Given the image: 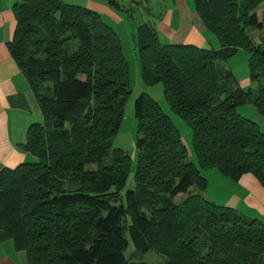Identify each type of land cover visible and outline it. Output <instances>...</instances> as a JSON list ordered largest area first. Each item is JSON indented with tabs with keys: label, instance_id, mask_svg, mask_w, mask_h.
<instances>
[{
	"label": "trees",
	"instance_id": "trees-1",
	"mask_svg": "<svg viewBox=\"0 0 264 264\" xmlns=\"http://www.w3.org/2000/svg\"><path fill=\"white\" fill-rule=\"evenodd\" d=\"M263 1L193 0L216 50L162 44L148 23L135 29L142 82L160 84L190 128L197 167L169 118L141 95L134 169L112 147L130 95L113 29L60 0L14 4L9 51L43 123L21 144L33 161L0 170V240H12L27 264H148L126 259L128 241L138 253L163 255V264H264V223L196 194L209 169L236 183L254 176L264 188V132L237 112L250 105L264 123ZM239 50L256 84L246 92L225 66ZM131 174L134 188L126 189Z\"/></svg>",
	"mask_w": 264,
	"mask_h": 264
},
{
	"label": "crops",
	"instance_id": "crops-1",
	"mask_svg": "<svg viewBox=\"0 0 264 264\" xmlns=\"http://www.w3.org/2000/svg\"><path fill=\"white\" fill-rule=\"evenodd\" d=\"M21 1L0 0V170L15 168L32 160V157L22 150L21 144L25 142L29 127L43 121V114L29 84L9 51V44L16 29L13 5ZM73 2L97 13L115 33L118 31L125 36L134 51L135 29L145 23L153 27L157 39L162 44L204 48L208 39H211L195 12L193 0ZM256 14L258 16V12ZM235 186L239 193L243 194L244 209L250 210V214L257 216L255 219L264 223V188L257 179L247 174L235 182ZM0 264H27L26 254L16 250L12 240L3 238L0 240Z\"/></svg>",
	"mask_w": 264,
	"mask_h": 264
},
{
	"label": "rangeland",
	"instance_id": "rangeland-1",
	"mask_svg": "<svg viewBox=\"0 0 264 264\" xmlns=\"http://www.w3.org/2000/svg\"><path fill=\"white\" fill-rule=\"evenodd\" d=\"M62 1V0H61ZM64 3L77 5L73 0H64ZM256 12H258V17L263 22L264 27V1L258 6ZM139 21V18H137ZM118 38H120L122 52L124 59L128 67V80L130 87V95L124 105V113L122 123L120 125L117 135L113 139L112 147L118 148L123 151L130 160L131 168L134 169L137 159L136 150V139H137V125L134 117L135 113V101L141 96L145 95L152 99L162 110V112L169 118L173 126L178 131L181 138L182 144L186 149V157L188 161L193 163L197 167V162L195 154L192 148V134L190 128L172 111L170 110L167 102L164 99L163 88L160 84L145 85L142 82L141 76L139 74L138 61L136 57V52L125 40V36L119 34L117 31L115 33ZM210 38L208 39L204 48L200 49H210L216 50L220 48V43L217 37L209 32ZM259 32H251L250 36L257 40ZM264 34V29H263ZM249 54L244 50H239L235 53L225 64V66L230 69L238 88L243 91H249L250 89H256V84L250 78L249 73ZM239 115L245 119L251 120L259 125V128L264 132V123L262 117L250 106L241 105L237 108ZM41 122L40 124H42ZM33 160H30L32 162ZM201 176L206 181V188L196 192L197 195L205 198L207 201L218 205L225 206L235 209L238 213L245 216L252 215L250 210L244 209L245 205L242 199V193H239V189L235 186V182L227 177L220 174L217 169L201 170ZM134 188V181L132 174L129 176L127 181L126 189ZM243 192V191H241ZM185 196L179 195L174 201L175 203H180ZM241 205V206H240ZM248 217V216H247ZM255 215H252L251 219H254ZM125 257L128 261L148 263V264H163L165 257L163 255L157 254L155 252H148L141 254L135 251V248L131 241H128L127 249L125 250Z\"/></svg>",
	"mask_w": 264,
	"mask_h": 264
}]
</instances>
